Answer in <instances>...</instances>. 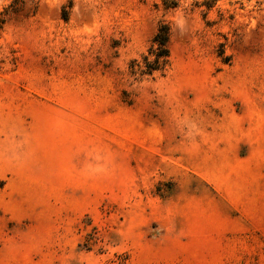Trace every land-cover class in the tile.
<instances>
[{"label":"rangeland","instance_id":"rangeland-1","mask_svg":"<svg viewBox=\"0 0 264 264\" xmlns=\"http://www.w3.org/2000/svg\"><path fill=\"white\" fill-rule=\"evenodd\" d=\"M196 1L0 0V264H264V5Z\"/></svg>","mask_w":264,"mask_h":264},{"label":"trees","instance_id":"trees-1","mask_svg":"<svg viewBox=\"0 0 264 264\" xmlns=\"http://www.w3.org/2000/svg\"><path fill=\"white\" fill-rule=\"evenodd\" d=\"M24 0H11V6L14 8ZM219 0H201L196 1V5L205 6L207 10L215 7ZM252 1V0H247ZM165 9H174L180 5L181 0H161ZM243 3L242 0H237ZM256 5L261 7L264 0H255ZM62 18L67 20V10L63 8ZM170 26L167 23H161L152 38L151 46L147 53L142 57V63L132 64V72L139 73L140 76H152L155 72H164L170 63Z\"/></svg>","mask_w":264,"mask_h":264}]
</instances>
